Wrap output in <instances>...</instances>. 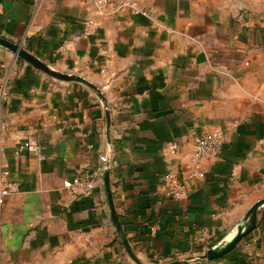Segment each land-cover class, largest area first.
I'll return each mask as SVG.
<instances>
[{
  "label": "crops",
  "instance_id": "0c3cea01",
  "mask_svg": "<svg viewBox=\"0 0 264 264\" xmlns=\"http://www.w3.org/2000/svg\"><path fill=\"white\" fill-rule=\"evenodd\" d=\"M136 1L147 15L99 18L90 0H0V37L98 87L111 120L108 144L92 89L0 45L9 93L0 102V170L15 185L0 202V264H132L103 176L89 196L63 186L83 170L109 169L119 222L150 264L228 240L264 199V0ZM86 17L95 32L62 47ZM213 130L223 140L203 160L204 178L189 179L179 200L166 196L161 176L185 180L192 134ZM17 134L38 150L18 151ZM188 264H264V204L235 248Z\"/></svg>",
  "mask_w": 264,
  "mask_h": 264
},
{
  "label": "built area",
  "instance_id": "2783aa9c",
  "mask_svg": "<svg viewBox=\"0 0 264 264\" xmlns=\"http://www.w3.org/2000/svg\"><path fill=\"white\" fill-rule=\"evenodd\" d=\"M94 15L99 18H113L121 12L128 10L134 14L147 15V11L139 8L136 0H90ZM96 23L93 18L86 17L82 22L80 32L68 38L62 47L74 44L79 39L88 38L95 32ZM9 98L6 82L0 83V102L6 101ZM17 150L36 152L38 145L31 139L30 136L17 134ZM222 134L217 130L195 132L192 134L193 151L190 158V170L188 177L185 180L178 178L173 171H166L161 180L165 187V194L171 199L179 200L184 197V187L189 179L204 178L205 170L203 160L207 157L216 155L222 144ZM174 144L167 146V150L173 153ZM103 176V170H83L75 175L71 180H64L63 186L70 190L73 197L89 196L97 185V181ZM8 170L3 168L0 170V202L4 196H8L15 191V185L8 180ZM205 238L201 236V241Z\"/></svg>",
  "mask_w": 264,
  "mask_h": 264
},
{
  "label": "water",
  "instance_id": "95a60500",
  "mask_svg": "<svg viewBox=\"0 0 264 264\" xmlns=\"http://www.w3.org/2000/svg\"><path fill=\"white\" fill-rule=\"evenodd\" d=\"M0 45L11 50L16 54V56L25 60L33 67L46 73L49 76H52L60 80L79 82L92 89V91L96 94V96L98 97V99L100 100L103 106V110L106 118V129H105L106 141L108 144H110L111 120L109 115V109L106 103V99L104 98L103 94L101 93L98 87H96L95 85H93L91 82H89L87 79H85L80 75H76L72 73H63L54 70L53 68L45 64L41 59L33 55L31 52L26 50L18 43H14L10 40L0 37ZM103 179L107 194L110 217L127 255L137 264H146L142 262L138 258L136 253L133 251L131 245L129 244L125 231L123 230L122 225L119 222L111 196L110 185H109V169L107 168L104 169L103 171ZM262 204H264V199L257 201L248 209L241 222L236 226L235 233L228 240L222 241L218 245L207 249L204 253L199 254L197 256L177 259L163 264H188L191 260H212L222 257L227 252L235 248L237 244L241 241V239L253 230V228L256 225V211L258 207H260Z\"/></svg>",
  "mask_w": 264,
  "mask_h": 264
},
{
  "label": "rangeland",
  "instance_id": "374dc122",
  "mask_svg": "<svg viewBox=\"0 0 264 264\" xmlns=\"http://www.w3.org/2000/svg\"><path fill=\"white\" fill-rule=\"evenodd\" d=\"M132 264H137L136 262H134L131 258H130ZM144 262V261H143ZM144 263H147V262H144ZM147 264H150V263H147Z\"/></svg>",
  "mask_w": 264,
  "mask_h": 264
}]
</instances>
